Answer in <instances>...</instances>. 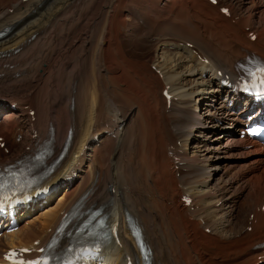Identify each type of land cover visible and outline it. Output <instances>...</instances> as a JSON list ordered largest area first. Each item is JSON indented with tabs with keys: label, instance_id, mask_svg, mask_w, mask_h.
I'll return each mask as SVG.
<instances>
[{
	"label": "bare ground",
	"instance_id": "1",
	"mask_svg": "<svg viewBox=\"0 0 264 264\" xmlns=\"http://www.w3.org/2000/svg\"><path fill=\"white\" fill-rule=\"evenodd\" d=\"M245 4L252 5L246 16L237 8L226 16L224 5L208 0L2 1L0 98L7 104L0 108V136L7 143L10 137V147L25 143L23 160L36 149L52 151L47 162L63 153L45 182L60 183L72 172L78 179L16 231L0 235V254L34 240L42 246L47 228L85 196V207L118 226L120 244L109 246L107 264H125L124 255L140 264L125 216L140 230L148 264L258 261L264 148L249 141L247 149L236 138L243 112L214 80L218 69L234 74L251 54L264 57V0ZM144 37L154 53L148 64L125 52L132 38ZM24 123L37 135L15 142L12 133ZM183 195L190 205L181 203Z\"/></svg>",
	"mask_w": 264,
	"mask_h": 264
},
{
	"label": "rangeland",
	"instance_id": "2",
	"mask_svg": "<svg viewBox=\"0 0 264 264\" xmlns=\"http://www.w3.org/2000/svg\"><path fill=\"white\" fill-rule=\"evenodd\" d=\"M2 1L3 0H0V5H1V3H2ZM220 3H222V4H225V5H227V6H229L230 8H237V12H238V14H241V15H243V16H246L247 14H248V12H249V9L251 8V6L249 5V6H247L246 4H245V0H218ZM263 5V4H262ZM259 6L257 5V6H255L254 7V9H252L253 11H251V12H254L255 11V13H257V11H258V8ZM240 12V13H239ZM262 12H264V11H262ZM261 12V13H262ZM263 15V14H262ZM246 30H248V27L246 28ZM145 38V37H144ZM132 39H135V41H130V45L129 44H126V49H125V52H128V56L131 58V59H144V60H146V62H147V64L150 62V58H151V56H153V50H152V47L151 46H149V47H151L150 49H148L149 47H148V44H151V42L150 41H148L147 42V40H146V38L145 39H143V40H145V42L143 41L142 43H140L141 41H139L137 38H132ZM137 40V41H136ZM139 41V42H138ZM140 44H142V45H140ZM205 105H202V106H200V113H205L204 111H205V107H204ZM202 108V109H201ZM197 110H199V107H198V109ZM24 118V119H23ZM22 119H23V121H26V122H28V119L26 120V117H22ZM29 131H30V129H29V127H27V128H24L23 129V134H24V137H26L27 138V136H28V134H29ZM229 134L227 133V134H225L224 136H222V137H220L219 138V140H220V143H221V145H225V138L228 136ZM12 141V140H11ZM11 141L9 140V138H8V144H10L11 143ZM27 144V143H26ZM179 145V144H178ZM24 146H25V143H24ZM23 147V145H21L19 148L21 149ZM17 149V151L18 150H20V149ZM198 156V155H197ZM197 156H195V160H197ZM4 159H8V158H6V156H4L3 157ZM2 158V159H3ZM232 161H235V160H233V159H231ZM214 164V163H213ZM213 164H211L210 165V168H213ZM225 171H227L226 170V168L224 169ZM223 170V171H224ZM235 170L236 169H229V175H231V176H234V174H235ZM235 179V178H234ZM233 179V180H234ZM235 181V180H234ZM62 193V192H61ZM61 193H58L56 196H55V198L57 199L60 195L59 194H61ZM59 195V196H58ZM24 223H25V220H24ZM23 223V224H24ZM22 224V225H23ZM19 226H21V224L19 225Z\"/></svg>",
	"mask_w": 264,
	"mask_h": 264
},
{
	"label": "snow or ice",
	"instance_id": "3",
	"mask_svg": "<svg viewBox=\"0 0 264 264\" xmlns=\"http://www.w3.org/2000/svg\"><path fill=\"white\" fill-rule=\"evenodd\" d=\"M261 72H264V68L260 69ZM262 83H264V80H262ZM3 206V200H0V208ZM26 264H48L47 260L41 261H28Z\"/></svg>",
	"mask_w": 264,
	"mask_h": 264
}]
</instances>
